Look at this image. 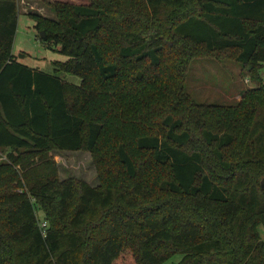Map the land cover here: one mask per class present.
I'll list each match as a JSON object with an SVG mask.
<instances>
[{
  "label": "trees",
  "instance_id": "1",
  "mask_svg": "<svg viewBox=\"0 0 264 264\" xmlns=\"http://www.w3.org/2000/svg\"><path fill=\"white\" fill-rule=\"evenodd\" d=\"M53 10L30 17L65 58L47 75L12 54L16 0H0V264H264V0ZM227 54L255 88L194 104L188 62ZM52 152L102 155L98 185L59 180Z\"/></svg>",
  "mask_w": 264,
  "mask_h": 264
},
{
  "label": "rangeland",
  "instance_id": "2",
  "mask_svg": "<svg viewBox=\"0 0 264 264\" xmlns=\"http://www.w3.org/2000/svg\"><path fill=\"white\" fill-rule=\"evenodd\" d=\"M93 3L94 0H16L18 17L12 54L18 56L21 64L52 75V63L64 62L65 58L44 47L39 31L34 29V22L30 17L35 15L52 22L56 19L53 4L92 6ZM258 75L264 81V67ZM58 77L67 84L74 86L79 84V80L72 76L59 74ZM253 88L255 83L250 80L248 71L233 61L232 54L222 57L197 55L188 62L183 73V92L196 105H235L240 101L243 93ZM162 118L163 110L156 122ZM50 155V161L57 169L59 180L74 178L93 187L98 185L94 161L101 159L102 155L97 154L96 157H92L86 152H52ZM0 161L4 159L1 158ZM37 214L41 219V213ZM259 235L264 239V230L260 229ZM180 260L181 256L175 255L163 264H176Z\"/></svg>",
  "mask_w": 264,
  "mask_h": 264
},
{
  "label": "water",
  "instance_id": "3",
  "mask_svg": "<svg viewBox=\"0 0 264 264\" xmlns=\"http://www.w3.org/2000/svg\"><path fill=\"white\" fill-rule=\"evenodd\" d=\"M39 37H40V39H43V38H44V34L41 32V33L39 34ZM259 187H260V190H262V191L264 192V179H262V180L260 181V183H259Z\"/></svg>",
  "mask_w": 264,
  "mask_h": 264
},
{
  "label": "built area",
  "instance_id": "4",
  "mask_svg": "<svg viewBox=\"0 0 264 264\" xmlns=\"http://www.w3.org/2000/svg\"><path fill=\"white\" fill-rule=\"evenodd\" d=\"M1 158L4 159L3 157H1ZM1 158H0V160H1ZM39 227H40V229H41V231H42V234H44V230H45V228H46L45 223H40V224H39Z\"/></svg>",
  "mask_w": 264,
  "mask_h": 264
}]
</instances>
